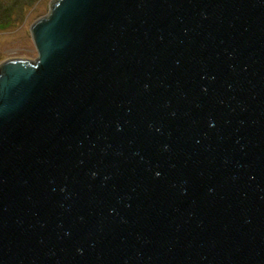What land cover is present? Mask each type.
Listing matches in <instances>:
<instances>
[{"label":"water","instance_id":"1","mask_svg":"<svg viewBox=\"0 0 264 264\" xmlns=\"http://www.w3.org/2000/svg\"><path fill=\"white\" fill-rule=\"evenodd\" d=\"M0 64V264H264V0H52Z\"/></svg>","mask_w":264,"mask_h":264},{"label":"rangeland","instance_id":"2","mask_svg":"<svg viewBox=\"0 0 264 264\" xmlns=\"http://www.w3.org/2000/svg\"><path fill=\"white\" fill-rule=\"evenodd\" d=\"M51 1L39 0L27 10L17 25L5 30L0 29V64L10 59H37L38 54L29 28L36 20L47 15Z\"/></svg>","mask_w":264,"mask_h":264},{"label":"trees","instance_id":"3","mask_svg":"<svg viewBox=\"0 0 264 264\" xmlns=\"http://www.w3.org/2000/svg\"><path fill=\"white\" fill-rule=\"evenodd\" d=\"M39 0H0V29H9L23 19Z\"/></svg>","mask_w":264,"mask_h":264}]
</instances>
